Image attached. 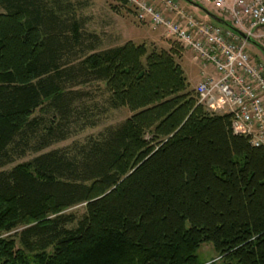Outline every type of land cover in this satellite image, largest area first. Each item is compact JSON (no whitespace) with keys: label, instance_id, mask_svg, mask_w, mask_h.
<instances>
[{"label":"trees","instance_id":"16d2710c","mask_svg":"<svg viewBox=\"0 0 264 264\" xmlns=\"http://www.w3.org/2000/svg\"><path fill=\"white\" fill-rule=\"evenodd\" d=\"M0 7V167L68 139L82 86L104 82L132 112L99 140L0 171V235L21 228L0 237V264H201L205 243L217 263L264 264V147L197 104L177 50L128 41L84 56L96 38L58 3ZM79 204L68 230L61 213Z\"/></svg>","mask_w":264,"mask_h":264},{"label":"built area","instance_id":"2783aa9c","mask_svg":"<svg viewBox=\"0 0 264 264\" xmlns=\"http://www.w3.org/2000/svg\"><path fill=\"white\" fill-rule=\"evenodd\" d=\"M126 1L139 22L163 29L201 61L197 104L212 114H229L234 134L264 147V55L258 60L248 50L254 43L264 54V0H198L229 23L226 30L196 19L176 0Z\"/></svg>","mask_w":264,"mask_h":264},{"label":"rangeland","instance_id":"374dc122","mask_svg":"<svg viewBox=\"0 0 264 264\" xmlns=\"http://www.w3.org/2000/svg\"><path fill=\"white\" fill-rule=\"evenodd\" d=\"M52 1L58 3V6L64 10L63 14L78 22L83 34L95 36L94 44L96 45V50L88 51L84 56L93 52L100 53L123 46L128 41H132L137 45L145 44L149 53L151 51L158 52L174 48L178 51L176 62L185 72L189 90L194 92L195 87L201 81V61L196 59L194 54L180 42L167 36L163 29L154 28L147 23L139 22L136 19L134 8L128 2L124 0ZM176 1L183 10L196 19L212 25H220L225 30L230 26L225 19L222 20L227 25L219 24L208 16L207 11L219 17L218 12L211 5L203 4L198 0ZM196 5H199V7ZM4 12L5 10L0 7V13ZM248 50L256 59H263V51L256 44L250 43ZM207 70L212 72L213 68L209 66ZM80 88L89 95L80 104V107L83 108V113L73 119L76 122L74 126L75 132L68 139L57 142L41 152L28 151L24 155L15 156L10 164L0 167V171H10L15 166L29 162L35 157L52 150H66L75 145L86 144L91 140H99L108 130L117 128L131 117L132 112L129 108L119 107L114 104L112 95L104 82H95ZM41 116H44L41 111L35 113V117ZM61 214L70 220L65 224V228L75 231L79 223L86 217V205L72 206L65 209ZM20 230L21 228H18L2 233L0 237L14 238ZM198 257L201 264H224L223 261L217 263L218 259L215 258L216 251L211 243H205L200 247Z\"/></svg>","mask_w":264,"mask_h":264},{"label":"water","instance_id":"95a60500","mask_svg":"<svg viewBox=\"0 0 264 264\" xmlns=\"http://www.w3.org/2000/svg\"><path fill=\"white\" fill-rule=\"evenodd\" d=\"M196 6L199 7V5H196ZM207 14H208L209 17H211V18H212L213 20H215L217 23H219V24H226V25H227V23H226L224 20H222L221 18H219V17H217L216 15L212 14L211 12L207 11ZM240 36H241L242 38H246V37H245L243 34H241V33H240Z\"/></svg>","mask_w":264,"mask_h":264},{"label":"crops","instance_id":"0c3cea01","mask_svg":"<svg viewBox=\"0 0 264 264\" xmlns=\"http://www.w3.org/2000/svg\"><path fill=\"white\" fill-rule=\"evenodd\" d=\"M207 73L210 74V75H213L214 70H213L212 72L207 70ZM201 74H202V73H201Z\"/></svg>","mask_w":264,"mask_h":264}]
</instances>
